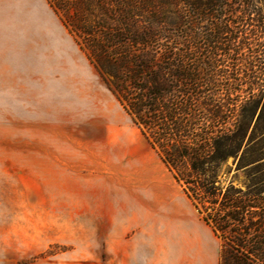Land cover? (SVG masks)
<instances>
[{
	"label": "trees",
	"instance_id": "obj_1",
	"mask_svg": "<svg viewBox=\"0 0 264 264\" xmlns=\"http://www.w3.org/2000/svg\"><path fill=\"white\" fill-rule=\"evenodd\" d=\"M46 1L221 239L219 264H264V0ZM230 158L245 188L221 185Z\"/></svg>",
	"mask_w": 264,
	"mask_h": 264
},
{
	"label": "rangeland",
	"instance_id": "obj_2",
	"mask_svg": "<svg viewBox=\"0 0 264 264\" xmlns=\"http://www.w3.org/2000/svg\"><path fill=\"white\" fill-rule=\"evenodd\" d=\"M54 18L50 44L23 38V55L0 53V176L10 184L0 204L23 224L20 264H117L123 240L141 231L122 237L127 215L164 206L181 219L194 215L221 250V239ZM236 163L230 158L223 167V187L245 188Z\"/></svg>",
	"mask_w": 264,
	"mask_h": 264
},
{
	"label": "crops",
	"instance_id": "obj_3",
	"mask_svg": "<svg viewBox=\"0 0 264 264\" xmlns=\"http://www.w3.org/2000/svg\"><path fill=\"white\" fill-rule=\"evenodd\" d=\"M53 14L56 15L46 0H0V53L23 55V38L31 39L33 44L43 40L50 44ZM7 180L6 175L0 176V201L9 197ZM162 194L155 195V199ZM146 200L151 199L146 196ZM138 212L127 215L129 228L123 230L122 237L136 227L141 231L123 240L117 264H219V244L210 238V233L206 237L201 234L203 225L196 222L194 215L189 220L181 219L180 214L165 206ZM12 215L1 203L0 264H20L23 258V224L8 218Z\"/></svg>",
	"mask_w": 264,
	"mask_h": 264
}]
</instances>
